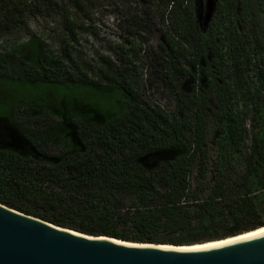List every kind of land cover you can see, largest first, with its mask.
I'll use <instances>...</instances> for the list:
<instances>
[{
    "label": "trees",
    "instance_id": "1",
    "mask_svg": "<svg viewBox=\"0 0 264 264\" xmlns=\"http://www.w3.org/2000/svg\"><path fill=\"white\" fill-rule=\"evenodd\" d=\"M86 1L0 0V33L58 14L75 38L81 26L64 4L82 11ZM137 1L160 12L155 66L174 110L146 102L128 52L103 59L102 84L70 51L68 65L31 36L0 56V79L29 95L0 111V204L132 243L194 246L264 227V0H218L207 32L193 0ZM146 16L135 27L151 33ZM80 87L103 102L61 93Z\"/></svg>",
    "mask_w": 264,
    "mask_h": 264
},
{
    "label": "rangeland",
    "instance_id": "2",
    "mask_svg": "<svg viewBox=\"0 0 264 264\" xmlns=\"http://www.w3.org/2000/svg\"><path fill=\"white\" fill-rule=\"evenodd\" d=\"M201 1L203 4L201 12H198L197 1L193 0L192 3L197 11V21L204 31V21L199 17L204 14L205 0ZM64 5L71 14L76 16L77 23L81 26L75 38H72L65 30L62 18L58 14L39 15L30 18L28 29H19L14 33H0V56L5 52H11L14 47L27 43L29 38L34 36L44 43L51 56L63 57L70 65L71 60L65 55L70 51L73 56L72 60L80 66L87 65L93 68L95 73L91 78L94 80L99 78L102 84H107L108 82L100 78L97 73L99 69L108 71L103 59L119 64L120 52H128L133 61L136 76L134 79L139 81L137 82L138 87L146 102L152 106H159L166 112L174 110V94L164 86L157 73L158 68L155 66V55L161 54L159 44H162L159 36L162 22L158 9H151L137 0H87L82 11L76 10L69 3ZM157 11L158 13H153ZM147 14L155 15L154 20L148 22L152 29L151 33L140 32L135 27L136 16L144 20L147 25ZM8 69H3V72L8 71L13 76L22 71V67L13 63L8 66ZM1 84H3L2 87ZM4 87L9 96L0 103L2 115L9 111L14 101L29 96L25 88H18L13 82L0 79V97L7 94ZM61 93L68 99L72 101L77 99V103L85 105L92 102H103L100 97L94 96V93H97L91 88L61 89ZM250 140L251 138L245 144H250Z\"/></svg>",
    "mask_w": 264,
    "mask_h": 264
},
{
    "label": "water",
    "instance_id": "3",
    "mask_svg": "<svg viewBox=\"0 0 264 264\" xmlns=\"http://www.w3.org/2000/svg\"><path fill=\"white\" fill-rule=\"evenodd\" d=\"M217 3L218 0H205L204 14L199 17L204 21V31L213 21ZM180 247L190 246L85 235L0 204V264H264V232L194 250L175 249Z\"/></svg>",
    "mask_w": 264,
    "mask_h": 264
},
{
    "label": "bare ground",
    "instance_id": "4",
    "mask_svg": "<svg viewBox=\"0 0 264 264\" xmlns=\"http://www.w3.org/2000/svg\"><path fill=\"white\" fill-rule=\"evenodd\" d=\"M262 232H264V227L259 228V229L254 230V231H251V232H248V233H245V234H242V235L234 237V238H228L226 240H221V241H217V242H210V243H206L203 245H195V246H190V247H180V248H175V249H177V250H194V249L207 247V246H211V245H218V244H224V243L239 241V240H243V239H248V238H251V237L258 235ZM163 248H169V247H163Z\"/></svg>",
    "mask_w": 264,
    "mask_h": 264
}]
</instances>
